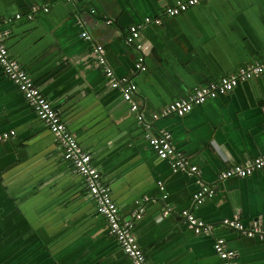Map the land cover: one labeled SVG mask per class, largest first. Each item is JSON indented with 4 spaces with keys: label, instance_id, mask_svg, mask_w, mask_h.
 <instances>
[{
    "label": "crops",
    "instance_id": "0c3cea01",
    "mask_svg": "<svg viewBox=\"0 0 264 264\" xmlns=\"http://www.w3.org/2000/svg\"><path fill=\"white\" fill-rule=\"evenodd\" d=\"M178 1L0 0V36L91 153L122 217L143 209L133 229L151 264H223L219 237L236 264H264V236L223 223L264 233V168L220 177L264 156V71L182 116L157 115L194 88L262 61L264 0H203L166 15ZM131 25L139 26L141 51L126 39ZM140 55L145 70L135 67ZM126 81L136 86L138 111L124 98ZM11 130L0 140V264H132L57 137L0 64V133ZM162 131L186 167L157 155L147 135ZM184 211L204 226L195 230Z\"/></svg>",
    "mask_w": 264,
    "mask_h": 264
},
{
    "label": "built area",
    "instance_id": "2783aa9c",
    "mask_svg": "<svg viewBox=\"0 0 264 264\" xmlns=\"http://www.w3.org/2000/svg\"><path fill=\"white\" fill-rule=\"evenodd\" d=\"M201 1L203 0H179L175 5L166 7L165 14L168 16L177 15ZM16 16L19 17L20 14H17ZM148 20L149 18H146V21ZM157 22L159 23L160 19H157ZM82 36L86 39L90 38V36L84 31L82 32ZM139 37V26L131 25L130 32L126 39L129 43H133L137 50L141 51L142 46L141 43L138 42ZM94 51L98 57V61L102 65H106L107 62L104 56V47L102 45H96ZM0 64L4 68L6 76L18 84L23 95L28 102L33 105L38 118L43 121L49 127L50 131L57 137V140L62 147L64 158L72 163L75 170L83 177L84 182L89 189V193L96 202L98 212L107 221L110 233L116 238L124 253L130 258L131 263L151 264L147 259L144 250L140 246L133 229V222L135 219L141 218L143 209L141 208L139 211H136L130 219L122 217L117 203L112 198L108 185L103 181L100 170L93 162L91 153L83 149L74 133L62 120L59 111L34 83L30 75L20 67L17 61L9 57L8 47L1 36ZM135 67L138 70L146 69L143 55L138 57ZM263 71L264 57L261 62L242 66L236 73L224 75L220 77L218 81H210L204 85H200L194 88L192 93L188 96L170 101L162 107L161 114L157 115L175 114L182 116L189 112L194 106L200 105L219 94L233 90L240 82V79H246L253 75H258ZM106 73L110 77L114 76L111 67H106ZM125 80L127 79H124V81ZM119 82L120 81L118 80H113V85L118 86L120 84ZM126 82L127 83L124 86V98L130 103V108L132 110L138 111L139 105L133 98V92L135 91L136 86L131 82ZM138 122L141 124L144 123V117L141 113L138 114ZM14 133L15 131L13 130L2 132L0 133V140L10 137ZM147 136L150 144L154 147L160 158H172V166L174 169H180L187 166L188 160L180 148L172 143L170 132L162 131L157 136ZM263 168L264 156L254 157L246 160L244 163H235L231 165L220 173V177H246ZM191 169L195 171L197 170V167L191 166ZM206 191H209L208 187H205L202 192L197 193L195 198L200 199ZM183 214L187 216L190 225L194 227L195 230L199 231L204 226L202 221H198L194 215L187 213V211H184ZM223 223L241 231L247 236H255L257 234L261 237L264 236L263 231L259 229V227H247L240 220L225 218ZM214 248L223 260V264H236V252L227 247L224 238H217L214 243Z\"/></svg>",
    "mask_w": 264,
    "mask_h": 264
}]
</instances>
